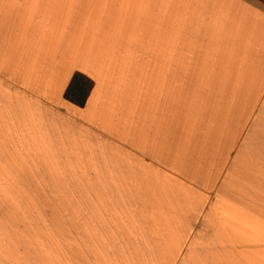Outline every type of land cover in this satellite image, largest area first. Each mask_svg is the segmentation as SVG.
I'll return each instance as SVG.
<instances>
[{
    "label": "crops",
    "instance_id": "0c3cea01",
    "mask_svg": "<svg viewBox=\"0 0 264 264\" xmlns=\"http://www.w3.org/2000/svg\"><path fill=\"white\" fill-rule=\"evenodd\" d=\"M34 6L0 0L1 157L11 158L10 147L35 174L73 176L74 192L115 194L119 207L133 209L123 218L148 225L142 233L155 248L141 253L112 248L97 233L62 232L29 193L59 188L3 184L21 198L18 208L0 200V228L8 229L0 237L15 252L3 263L264 264V1L137 0L133 14L149 17L166 43H150V55L135 58L116 59L113 50L112 61L73 54L63 70L72 46L40 60L47 42L31 32L30 18L46 13ZM78 15L70 14L56 43H73ZM159 15L165 20L156 23ZM26 48L39 60L33 77L25 73ZM109 63L115 72L95 67ZM75 73L93 83L82 107L64 98ZM7 217L18 229L49 234L14 232ZM47 241L58 245L49 262L23 257Z\"/></svg>",
    "mask_w": 264,
    "mask_h": 264
},
{
    "label": "rangeland",
    "instance_id": "374dc122",
    "mask_svg": "<svg viewBox=\"0 0 264 264\" xmlns=\"http://www.w3.org/2000/svg\"><path fill=\"white\" fill-rule=\"evenodd\" d=\"M32 2H34V7L41 3V8L43 7L41 10L46 13V16L41 21L33 22L32 17L30 18L31 32L39 33L41 41L47 42L46 51L43 52L40 60L43 61V59L52 57L54 51L60 45L68 44L72 46L69 55L63 57L64 60L60 64L62 70L74 65L73 54L82 53L89 60L104 54L109 56L111 58L110 61H112L113 54L118 57L116 59H123L128 56V58H135L142 55H150V43H166V33L164 31H155V23H149V17H140L133 14L132 9L137 0H30V3ZM76 11H78L79 19L78 22L73 23V32L68 37L69 41L76 43V47L73 50V43L56 42L63 38V29L68 26L69 16ZM35 12H37L35 8L30 10V13ZM156 19V23L165 20L162 15L157 16ZM38 23L39 26L37 25ZM125 25L128 28L123 30ZM104 27H107V30L101 31ZM180 41L181 33L176 32L174 43ZM18 50L19 47L17 46L15 53ZM34 52V50L26 51L30 55H28V61L24 67L26 75L29 76L34 73L35 63L39 61ZM82 66L88 69L91 64ZM95 67L101 73H112L117 69L113 68L115 65L110 63L95 65ZM122 67L125 68V65L123 66L122 64ZM130 67L127 64V68L130 69ZM61 76V71L58 75L56 74L57 81L60 80ZM0 117H3L2 112ZM3 144L0 146V152L5 151L4 146L6 145L5 143ZM8 149L13 152L10 154V159L2 158L0 153V171L8 172L6 176H0V200H7L14 208H18L21 203L20 197L12 196L2 191L3 184L29 186L50 184V186L53 185V188H59V190L31 191L29 193L32 196L36 195L35 198L42 201V210L45 216L51 217V219L47 220L56 223L62 232L69 231L73 233V236L78 237L97 233L105 236L109 246L112 248L135 249L141 253L145 251L144 248H155V239L151 240L150 234L142 233L148 225L123 218L125 211L129 212L133 211V209L119 207L115 194L87 191L74 192L73 176L56 177L35 174L31 163L29 164L26 160H22L18 157L20 156L19 154H14L16 150H13V148L8 147ZM17 171H21V174ZM14 194L22 195L27 193L14 192ZM110 197L115 199V201L110 202L108 200ZM56 202H60L62 207H57ZM107 203L113 207L108 208L106 206ZM5 221L14 232L21 230L23 233L40 234L45 232L44 230L46 229H35L29 225L18 229L16 226L17 221L12 217H7ZM7 231L8 229L5 225L4 228H0V235L4 234V232L7 233ZM9 243L10 248L4 244L0 237V264H4L3 258H14V246L12 242L9 241ZM42 247V244H40L41 249ZM55 247H58L56 242L47 241L42 250L25 253L23 257L35 256L39 262H49L51 249L53 250ZM51 264H53V261ZM59 264L67 263L61 262Z\"/></svg>",
    "mask_w": 264,
    "mask_h": 264
},
{
    "label": "trees",
    "instance_id": "16d2710c",
    "mask_svg": "<svg viewBox=\"0 0 264 264\" xmlns=\"http://www.w3.org/2000/svg\"><path fill=\"white\" fill-rule=\"evenodd\" d=\"M72 84H83L84 87L80 89L70 88L69 86ZM92 85L93 83L89 79L83 77L78 73H75L72 76L70 83L64 93V98L72 102L73 104L82 107L86 102V99L89 95Z\"/></svg>",
    "mask_w": 264,
    "mask_h": 264
},
{
    "label": "snow or ice",
    "instance_id": "6c2138e0",
    "mask_svg": "<svg viewBox=\"0 0 264 264\" xmlns=\"http://www.w3.org/2000/svg\"><path fill=\"white\" fill-rule=\"evenodd\" d=\"M70 88H76V89H80V88H83L84 85L83 84H72L69 86Z\"/></svg>",
    "mask_w": 264,
    "mask_h": 264
}]
</instances>
